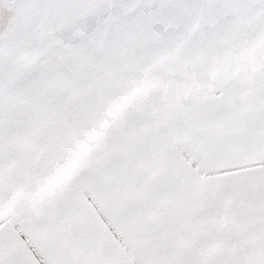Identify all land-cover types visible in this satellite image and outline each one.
<instances>
[{
  "label": "snow or ice",
  "instance_id": "1",
  "mask_svg": "<svg viewBox=\"0 0 264 264\" xmlns=\"http://www.w3.org/2000/svg\"><path fill=\"white\" fill-rule=\"evenodd\" d=\"M0 264H264V0H0Z\"/></svg>",
  "mask_w": 264,
  "mask_h": 264
}]
</instances>
